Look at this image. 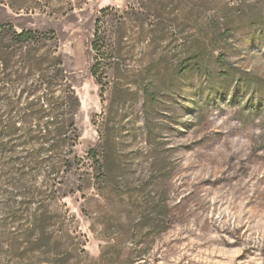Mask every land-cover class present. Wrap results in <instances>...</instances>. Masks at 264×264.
<instances>
[{
  "label": "rangeland",
  "instance_id": "374dc122",
  "mask_svg": "<svg viewBox=\"0 0 264 264\" xmlns=\"http://www.w3.org/2000/svg\"><path fill=\"white\" fill-rule=\"evenodd\" d=\"M0 52L2 122L78 100L70 168L0 162V264H264V0H0Z\"/></svg>",
  "mask_w": 264,
  "mask_h": 264
},
{
  "label": "trees",
  "instance_id": "16d2710c",
  "mask_svg": "<svg viewBox=\"0 0 264 264\" xmlns=\"http://www.w3.org/2000/svg\"><path fill=\"white\" fill-rule=\"evenodd\" d=\"M98 22H96V26ZM8 32V38L12 45L28 46L29 50L36 48L42 42L52 39L54 33H36L33 31H22L20 33ZM94 49L97 48V39H99V31H95ZM5 52H0L4 54ZM54 60V59H53ZM197 67H200L198 58L194 61ZM218 63L220 67L224 68L222 56H219ZM60 66V65H59ZM1 67V60H0ZM189 67V66H188ZM99 66L94 67V76L98 72ZM60 71V70H58ZM184 70H182L183 72ZM60 73V72H59ZM62 75V73H60ZM229 74H227L228 76ZM55 76H51V82L44 84L46 78H42L36 82L37 85L33 87L32 96L36 93H42L41 97H35L32 103L27 108L25 118H20L21 121H35L37 126L34 128L28 127L26 129L17 128L15 123L3 121V116L0 115V162L7 160V166L21 180L26 176V173L33 171L32 167H39L45 163H62L65 167L70 168L71 163L66 162L63 155H67L68 148L74 147L77 142L75 125L73 116L78 108V100L75 94L67 87V101L54 100L52 88L55 87ZM62 78V76H61ZM0 77V83H2ZM42 89V92H41ZM9 100V99H8ZM8 107L14 106L16 108V99H10ZM13 101V102H12ZM15 103V104H14ZM21 144L25 149L23 156L16 155L15 146ZM37 148V149H35ZM28 149L34 150L31 153ZM88 155L92 159H96V152L90 150ZM63 156V157H61ZM95 161V160H94ZM7 168L6 170L9 171ZM28 175V174H27ZM58 175V174H57ZM16 189H21L20 186L14 185ZM164 196V194H162ZM168 209L166 201L160 198V231H164L167 226Z\"/></svg>",
  "mask_w": 264,
  "mask_h": 264
}]
</instances>
